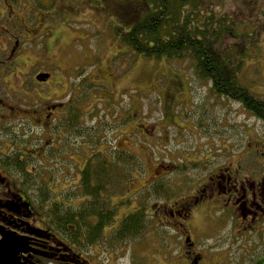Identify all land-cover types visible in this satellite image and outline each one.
<instances>
[{
	"label": "rangeland",
	"instance_id": "374dc122",
	"mask_svg": "<svg viewBox=\"0 0 264 264\" xmlns=\"http://www.w3.org/2000/svg\"><path fill=\"white\" fill-rule=\"evenodd\" d=\"M47 1L56 0H34L20 7L22 24L0 27V38L11 31H24L27 44L34 49L21 41L24 55L33 57L26 61L23 70L29 72L27 91L40 90L43 104H55L51 107L54 111L59 104L69 106L73 100L79 119L88 126L76 139L73 128L65 126L66 131L59 127L64 134L52 144L66 149V154H61V168L56 173L50 172L52 167L45 173H32L33 181L38 175L37 182L41 180L35 191L45 190L48 184L55 192L53 197L60 199L67 187L75 186L78 168L95 150L118 146L132 152L139 168L115 196L119 205L114 225L142 201L147 204L149 219L145 228L138 236L119 242L111 236L117 226H109L98 242L84 250L75 249L93 264H169V257L180 251L181 241L175 240L176 233L168 226L170 216L163 211L166 205L169 208L175 201L192 197L207 175L216 170L228 172L241 167L263 171L264 123L242 103L219 95L210 83L198 79L191 61L138 56L124 47L112 34V24L130 19L121 6L102 10L90 7V0H80L81 5L79 0H66L64 4L61 0L55 4ZM202 6L207 7L206 11L212 7L216 14L229 10L239 23L238 31L251 34L249 39L228 35L222 45L227 47L230 59L236 60L233 70L239 79L264 98V0H204ZM44 7L52 12L50 17H45ZM30 27L35 30L32 34L28 33ZM11 36L9 42L19 34L14 32ZM44 37L49 39L47 44ZM1 42L5 44L7 39H1L0 48ZM119 44L123 48L117 55ZM20 83L21 77L15 78L11 90L21 89ZM30 106L39 105L31 98ZM26 128L32 129L30 125ZM39 130L34 127L32 138L40 134ZM156 178L165 183L160 191L155 187V193L150 184ZM29 194L32 200L35 193ZM126 197L128 202L123 204L120 199ZM80 200L74 198L77 203ZM228 215L229 208L223 205L210 207L202 215L195 210L192 215L191 232L214 255L211 264H240L219 250L232 244L242 253L241 236L234 237V220H226ZM241 235L244 238L247 234ZM50 259L44 264H63L59 259ZM179 259L175 258L174 263L181 264Z\"/></svg>",
	"mask_w": 264,
	"mask_h": 264
},
{
	"label": "flooded vegetation",
	"instance_id": "af4514ba",
	"mask_svg": "<svg viewBox=\"0 0 264 264\" xmlns=\"http://www.w3.org/2000/svg\"><path fill=\"white\" fill-rule=\"evenodd\" d=\"M56 1L47 2L55 4ZM61 1L64 4L66 0ZM90 1V7L96 6L102 10L112 9L111 6L114 5L121 6L131 17L133 16V19L142 18L148 7L151 8L149 5L151 0ZM97 1V5L94 4ZM78 2L81 5L83 1ZM27 3H34V0H0V27L9 28L11 25L14 28L17 27V23L22 24L19 8ZM44 10L45 17H50L52 12L45 7ZM24 20L26 23L27 17ZM24 25L20 26L24 27ZM34 27H30L29 34L35 32L32 29ZM39 27L38 25L36 28ZM14 32H18L19 37L9 42L12 38L11 33ZM3 38H6L7 42L5 44L1 42L0 48V239L2 231L14 232L23 238L27 244L19 257L26 264H44V260L51 261L50 258L59 259L63 264H93L60 233L52 229L48 217L38 204L31 200L29 193L33 192L24 181L22 174L45 173L48 167H52L50 172L55 170L56 173L57 168H61L60 145L52 144V141L58 139H46L45 136L48 129L53 130L55 126H61L66 117H71L70 114H73L74 110L73 100L69 103L71 106L64 105V107L59 104V108L54 111L51 107H55V104L52 106L43 104L44 99L40 95V90L28 92L26 87L29 85L27 76L29 72L23 70L27 65L26 61L33 57L24 55L22 42L27 44L26 33L11 31L9 35L2 36L0 41ZM44 38L47 44L49 39ZM27 46L29 47L28 44ZM29 48L34 51L32 47ZM18 77H21L18 86L21 89L11 90L13 89L11 83ZM31 98L39 106H30ZM27 125L32 129L28 131ZM34 127L40 129L38 131L40 134L32 138L36 133ZM53 148L55 150L52 160L57 164L46 166L45 159ZM257 173H260L259 176ZM204 181L205 183H201L199 185L201 187L198 186L193 192L192 197H186L185 201H175L169 208L166 205L163 210L167 216H170L167 219L168 226H172L175 231V240L181 241L180 251L176 252L174 257H169V264H175V258H180L181 264L214 262L211 261L214 255L205 250L203 243H198L194 239L190 222L195 210L202 215V211L207 213L208 208L222 205L229 208L226 220H234L232 229L234 237L241 236L239 247L242 248V253H239L238 247L232 244L219 250L224 251L228 256L231 255L240 264H247L250 258H253L251 264H264V248L258 247L259 245L264 247V170L238 167L226 172L219 169L209 173ZM241 233H246V237L243 238ZM245 252H248V256H245ZM178 254L179 256L176 257ZM218 262L219 260L216 261Z\"/></svg>",
	"mask_w": 264,
	"mask_h": 264
},
{
	"label": "trees",
	"instance_id": "16d2710c",
	"mask_svg": "<svg viewBox=\"0 0 264 264\" xmlns=\"http://www.w3.org/2000/svg\"><path fill=\"white\" fill-rule=\"evenodd\" d=\"M203 1L151 0L149 5L152 9L145 16L133 19L130 15L128 21L112 24V34L138 56L191 61L198 79L210 83V87L219 95L239 101L264 123V98L254 94L239 79L233 70L236 60L230 59L226 54L227 47L222 45L228 35L249 39L251 34L246 35L244 30L238 31L239 23L229 10L216 14L211 7V10L206 11L207 7L202 6ZM121 44L118 45L117 55L120 54L119 49L123 48ZM73 108V114L62 121L61 127L66 131L73 128L75 131L72 136L76 139L77 134L82 135V128L88 125L79 119L77 107L73 105ZM59 127L57 125L53 130L48 129L46 139L61 138L64 133H60ZM54 150L50 151L45 163L46 160L54 162ZM61 154H66V149L61 147ZM55 164L57 162L51 165ZM137 168L138 160L126 149L114 146L95 150L78 168L80 173L75 186L72 184L67 187L60 199L53 197L54 191L51 192L48 184L45 185L46 191L42 188L35 191L41 181L39 178L37 182L39 175L33 181L32 173L22 174L31 192L35 193L32 200L48 217L52 229L74 248L84 250L82 248L98 242L103 237L104 229L109 226H117L111 236L119 242L142 233L149 221L146 202H139L136 210L117 219L119 224L114 225L119 205L115 196L126 187L130 174L132 176ZM157 179L150 184V189L155 193L163 189L165 183ZM155 187H158L157 191ZM76 197L81 198L79 203L74 201ZM121 200L123 204L128 202L127 197Z\"/></svg>",
	"mask_w": 264,
	"mask_h": 264
},
{
	"label": "water",
	"instance_id": "95a60500",
	"mask_svg": "<svg viewBox=\"0 0 264 264\" xmlns=\"http://www.w3.org/2000/svg\"><path fill=\"white\" fill-rule=\"evenodd\" d=\"M0 239V264H26L19 254L26 247V241L14 232L2 231Z\"/></svg>",
	"mask_w": 264,
	"mask_h": 264
}]
</instances>
